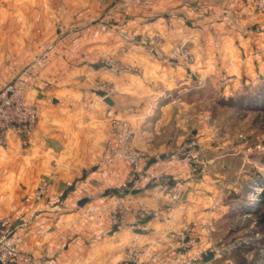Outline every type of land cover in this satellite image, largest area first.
<instances>
[{
  "label": "crops",
  "instance_id": "crops-1",
  "mask_svg": "<svg viewBox=\"0 0 264 264\" xmlns=\"http://www.w3.org/2000/svg\"><path fill=\"white\" fill-rule=\"evenodd\" d=\"M109 5L115 15L101 32ZM0 8L7 25L0 90L30 68L37 80L29 100L41 110L28 145L10 133L0 146V215L21 237V250L46 264H173L182 251L169 233L185 225L192 237L206 232L213 216L206 203L215 197L198 190L204 178H190L186 162L165 157L189 127L188 100L166 92L183 90L188 70L226 71L229 85L263 77L264 14L248 0H0ZM185 44L194 49L192 63L179 57ZM110 56L137 71L101 69L99 60ZM103 84L116 92L108 101ZM115 117L131 122L136 147L148 153L145 168L156 176L132 197L150 216L131 213L119 225L110 212L129 165L111 154ZM166 176L183 186L180 200L163 191ZM42 179L50 189L38 202ZM133 251L141 252L138 261Z\"/></svg>",
  "mask_w": 264,
  "mask_h": 264
},
{
  "label": "rangeland",
  "instance_id": "rangeland-1",
  "mask_svg": "<svg viewBox=\"0 0 264 264\" xmlns=\"http://www.w3.org/2000/svg\"><path fill=\"white\" fill-rule=\"evenodd\" d=\"M113 8L115 5L102 8L100 27L103 23L109 27L108 21L115 15ZM2 16H5L4 8H0V34L5 33L7 26ZM258 30L264 32L261 27ZM5 43L0 38V49L5 48ZM181 47L190 50L191 59L185 62L192 63L195 59L192 46ZM106 59H115L131 69L122 73L137 71L135 63L121 62L111 56L99 60L101 69ZM229 76L226 71L188 70L185 88L174 86L166 92L169 99L188 100L185 113L189 127L183 141L165 157L186 162L190 178L198 183L204 178L198 190L215 197L206 203V210L213 213L206 232L192 237L190 231L188 237L191 236L194 244L181 254L182 259L186 254L196 255L192 264H264V225L258 215L264 210L258 201L264 189V99H258L260 89L256 91L259 87L264 89V76L249 84H245L246 77L242 76L236 85L227 84ZM184 153L191 156L188 158ZM166 177L165 183L175 184L170 176ZM14 178L19 181L18 175ZM5 207L2 205V210Z\"/></svg>",
  "mask_w": 264,
  "mask_h": 264
},
{
  "label": "built area",
  "instance_id": "built-area-1",
  "mask_svg": "<svg viewBox=\"0 0 264 264\" xmlns=\"http://www.w3.org/2000/svg\"><path fill=\"white\" fill-rule=\"evenodd\" d=\"M248 1L254 11L259 14L264 12V0ZM100 28L102 32H106L108 26L103 23ZM179 57L183 61H189L191 59L190 50L181 47ZM102 65L103 69L115 74L131 71L130 68L125 67L115 59L103 60ZM36 80L37 78L31 69L25 68L0 90V146L7 144L10 133L16 135L23 145H28L30 138L37 132L41 110L29 100L30 89ZM103 90L104 98L115 93L114 88L108 85H104ZM110 121L111 132L114 137L111 154L129 165L128 175L120 186L122 196L110 212L111 221L113 225L122 224L131 213L140 220H146L151 214L150 211L135 209L132 205V197L135 191L142 190L156 179V176L149 173L145 168L148 153L136 147L130 121L116 117ZM177 155L179 154L177 153ZM183 155L188 158L191 156L187 153ZM174 158L176 160V157ZM49 189V181L42 179L36 186L34 199L38 202L44 201L48 196ZM163 191L174 201L180 200L184 193L181 184L165 183L163 184ZM189 232V226L185 225L168 235L170 240L178 242V248L182 253L189 248V245L194 244V240L188 237ZM21 242L22 240L12 231L9 219L0 218V264H46L42 258L23 252L20 248ZM130 256L134 261H138L141 252L133 251ZM186 256L185 259H182L183 255H181L173 264H192L196 260V255L188 256L186 254Z\"/></svg>",
  "mask_w": 264,
  "mask_h": 264
},
{
  "label": "trees",
  "instance_id": "trees-1",
  "mask_svg": "<svg viewBox=\"0 0 264 264\" xmlns=\"http://www.w3.org/2000/svg\"><path fill=\"white\" fill-rule=\"evenodd\" d=\"M257 89H260L258 91V92H260V94H259V97H257V98L258 99H264V89L262 87L261 88L259 87V88H256V91H257ZM252 98H254V97H252ZM259 103H261V102L259 101ZM263 186H264V184H263ZM259 198L260 199L258 201L260 202L261 206H264V189H263L262 193L259 194ZM258 215L260 217V223H262L264 225V210Z\"/></svg>",
  "mask_w": 264,
  "mask_h": 264
},
{
  "label": "water",
  "instance_id": "water-1",
  "mask_svg": "<svg viewBox=\"0 0 264 264\" xmlns=\"http://www.w3.org/2000/svg\"><path fill=\"white\" fill-rule=\"evenodd\" d=\"M105 100L108 101V100H109V97H106ZM135 192H137V191H135ZM135 192H134V193H135ZM86 202H87V200H86V199H83V200H81V201L79 202V205L82 206V205H84Z\"/></svg>",
  "mask_w": 264,
  "mask_h": 264
}]
</instances>
